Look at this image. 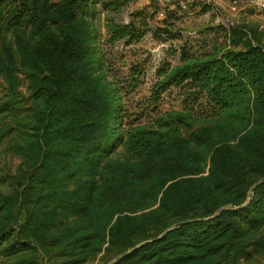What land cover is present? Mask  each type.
Segmentation results:
<instances>
[{
    "label": "trees",
    "instance_id": "1",
    "mask_svg": "<svg viewBox=\"0 0 264 264\" xmlns=\"http://www.w3.org/2000/svg\"><path fill=\"white\" fill-rule=\"evenodd\" d=\"M96 4L0 0V264H263L264 32L194 45L178 0L160 25L150 7L108 26L178 42L130 111L150 57L119 84Z\"/></svg>",
    "mask_w": 264,
    "mask_h": 264
},
{
    "label": "rangeland",
    "instance_id": "2",
    "mask_svg": "<svg viewBox=\"0 0 264 264\" xmlns=\"http://www.w3.org/2000/svg\"><path fill=\"white\" fill-rule=\"evenodd\" d=\"M95 28L105 53V58L109 63L111 75L114 79L123 84L127 75L129 63L135 59L142 60L150 57L149 65L146 67L143 88L137 93L128 96L129 110H139L146 106L147 90L153 81L156 67L162 61H169L173 64L178 59L176 53L178 42H158L152 38L151 33L138 43L129 46L124 45L122 41L110 43L108 41V26L126 24L131 16L137 11H144L156 8L157 13L152 16L151 25H160L165 17L160 14L169 8V11L177 9L176 7L165 6L163 2L151 4L150 0H95ZM233 5L232 0H193L187 12L178 13L180 18L176 24L181 29L182 40L198 45L204 40L214 38L212 32L218 25H228L229 23L255 27L264 32V12H260L251 7L244 0H237ZM151 7V8H150ZM207 7V12L202 9ZM152 11V10H151ZM221 37V35H220ZM113 79V78H112ZM170 106V103L167 104ZM264 264V263H263Z\"/></svg>",
    "mask_w": 264,
    "mask_h": 264
},
{
    "label": "built area",
    "instance_id": "3",
    "mask_svg": "<svg viewBox=\"0 0 264 264\" xmlns=\"http://www.w3.org/2000/svg\"><path fill=\"white\" fill-rule=\"evenodd\" d=\"M169 0H160V2H168ZM193 0H178V5L180 7V9L182 11H186L189 7V4L192 2ZM247 4H249L251 7H254L255 9H257L260 12H264V0H244ZM237 0H232V4L236 5L237 4ZM161 16H163V12L160 14Z\"/></svg>",
    "mask_w": 264,
    "mask_h": 264
},
{
    "label": "water",
    "instance_id": "4",
    "mask_svg": "<svg viewBox=\"0 0 264 264\" xmlns=\"http://www.w3.org/2000/svg\"><path fill=\"white\" fill-rule=\"evenodd\" d=\"M183 224H185V223H180V224H178V225H175V226L171 227V229H169V231H170V230H173V229H175V228H178L179 226H181V225H183ZM164 235H165V234H163L162 236H164ZM128 253H129V252H128ZM128 253L121 255V256H120L119 258H117L115 261H117V260H119L120 258L124 257V256L127 255Z\"/></svg>",
    "mask_w": 264,
    "mask_h": 264
}]
</instances>
